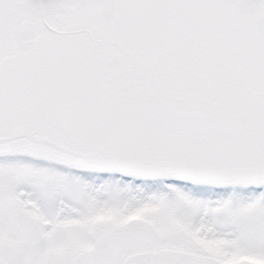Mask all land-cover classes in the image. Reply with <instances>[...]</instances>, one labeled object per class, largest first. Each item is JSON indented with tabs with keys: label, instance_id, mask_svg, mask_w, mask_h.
<instances>
[{
	"label": "snow or ice",
	"instance_id": "1",
	"mask_svg": "<svg viewBox=\"0 0 264 264\" xmlns=\"http://www.w3.org/2000/svg\"><path fill=\"white\" fill-rule=\"evenodd\" d=\"M0 264H264V0H0Z\"/></svg>",
	"mask_w": 264,
	"mask_h": 264
}]
</instances>
